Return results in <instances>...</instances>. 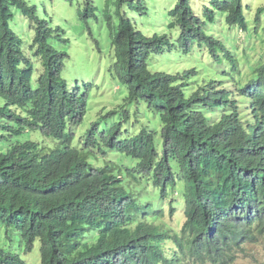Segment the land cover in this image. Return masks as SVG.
Instances as JSON below:
<instances>
[{"label": "trees", "instance_id": "1", "mask_svg": "<svg viewBox=\"0 0 264 264\" xmlns=\"http://www.w3.org/2000/svg\"><path fill=\"white\" fill-rule=\"evenodd\" d=\"M109 1L105 11L101 12L92 0H85L81 17L98 19L99 13L104 14L113 37L115 60L111 66L116 77L127 87L128 102L145 101L162 121L161 147L154 135L144 132L136 136L134 142L148 149L150 156L155 155V150L162 149L159 156L162 161L155 167H146L145 159L139 162L146 169H115L116 175L122 174L123 179L117 182L119 194L114 203L99 218L82 222L84 228L78 225L73 236L67 234L66 240L59 242L66 247L57 250L51 246L49 255L55 257L58 253L57 264H118L113 250L95 249L102 241H114L110 237L121 225L130 223L135 226L123 238L128 239L134 233L137 238L133 244L140 250L123 264H233L236 257L230 254L231 245L238 244L239 240L264 245V201L255 199L252 184L254 182L264 192V173L261 171L264 166V61L254 67L256 76L238 87L240 99L225 90V102L233 107V113L225 114L220 123L211 126L195 108L201 100L206 107L212 106L208 99L212 81L201 88L206 90L203 97L190 96L189 82L181 83L179 74L151 71L148 60L155 49L162 52L165 44L178 49L171 56L177 61L182 57L181 51L191 54L194 47L201 50L206 47L210 52L208 58L223 64L221 54L224 53L236 71L238 59L225 43L230 41L233 45L229 33L237 26L246 28L244 0H212V7L204 5V10L198 12L193 0H177L176 6L169 11L170 27H179L181 31L177 46L169 40L164 41V36L148 37L138 30L136 21L125 10L129 0L117 1L119 24L116 26ZM129 3L134 11H145L147 7L145 0ZM53 6L54 2L47 0H0V68L13 77V84L20 94L47 93L45 109L23 103L32 121L50 122L51 115H57L59 122L66 126L69 118H74L77 106L74 98L80 95L79 86L74 92L62 72L67 53L56 49L51 42L63 40V28L55 23ZM257 33L260 34L258 29ZM261 41L264 42V37ZM195 73H198L197 69ZM192 75L190 70L184 78ZM215 75L213 79L224 82L234 78L229 71L222 77ZM247 102L250 107L246 106ZM239 107L245 111L239 113ZM246 114L250 119L247 124ZM254 116L259 119L258 123ZM118 127L114 132L121 131H117ZM244 131L250 132L252 137L236 139L239 133L244 138ZM237 151L243 156L237 158ZM4 158L10 163L15 160L8 155ZM171 158L175 159L173 163ZM229 158L231 169L252 171L253 181L243 180L239 174L230 177L225 171ZM0 169H4L1 162ZM180 173L186 174L191 181L187 183L185 193L173 196L184 195L186 198L187 219L180 229L173 231L168 222L155 225L150 219L163 214L155 206V198H163L165 192L161 190L165 183ZM244 205L252 208L246 211L238 208ZM238 210L240 212H236ZM228 215L244 217L228 220ZM142 232L155 242L156 249L152 248V241L146 245L147 239L143 238ZM83 255L91 257L82 260Z\"/></svg>", "mask_w": 264, "mask_h": 264}, {"label": "clouds", "instance_id": "2", "mask_svg": "<svg viewBox=\"0 0 264 264\" xmlns=\"http://www.w3.org/2000/svg\"><path fill=\"white\" fill-rule=\"evenodd\" d=\"M263 10L264 7H259L256 11L255 18L258 22L261 19ZM244 21L246 22V28L237 26L235 28L237 31L245 32L248 30L245 13ZM173 28L180 30L179 27ZM259 33L261 32L259 31ZM161 36H164V41L173 42V39L169 37L167 39L165 34ZM262 38L256 30L255 35L249 38V46L250 44L262 42ZM236 41L233 42L235 46ZM51 42L56 49L65 51L56 47L54 40ZM165 45L174 50V53L178 50L174 49V46L171 48L168 44ZM112 47V60L114 63L113 44ZM162 50L164 51L165 47ZM65 52L68 58V52ZM153 53L159 52L155 49ZM181 53L183 55L185 52L181 51ZM234 57L240 59L237 55ZM67 58L65 59L64 68ZM261 58V62L264 61V56ZM231 65L230 63L229 66ZM192 74L199 75L200 72L198 70V73H195V70H192ZM179 75L181 83L186 81L190 83L189 89L186 88L190 96L203 97L206 90L201 88L212 81L209 85L210 94H208L212 106L210 108L206 107L202 103L203 100H201L195 108V111H201L212 126L220 123L225 114L231 115L233 113V107L225 102V90L228 89L229 93H233L235 98L240 99L241 91L238 90V87L246 85L254 78L256 70L250 75L247 82H240L234 74V78L226 82L213 78L209 79V75H207L203 80H208L205 85L201 80H198L197 83L192 80L184 81V75L183 78H181V74ZM214 76L216 75L214 74ZM65 79L68 81L70 88L74 89V92L76 86H79L78 94L80 97L74 98L77 105L74 118H69L66 126L59 122L57 115H51L52 121L50 122H34L23 103H33L38 105L39 108L45 109L47 93L34 92L32 96L25 93L20 94L18 88L13 84V77L11 75L7 76L0 68V156H2L0 162L4 168L0 169V264H57L58 253L55 257L49 255V248L55 246V249L58 250V248L63 249L66 247L59 245V242H64L67 234H69V237L73 236L78 225L84 228L82 222L99 218L114 203L119 194L117 182L123 179L122 174L116 175L115 169H124L125 167L146 169L148 166L155 167L157 162L162 161L159 157L163 153L162 149L155 150V155L150 156L148 149L134 142L136 136L142 132L154 136L156 134L148 124L141 123L140 108L150 110L145 101H134L133 103L139 105V107H136V110L134 108L126 110L124 106L129 101L127 95V101L122 106H116L122 110L116 109L109 113L108 110L106 112L99 111L97 114L91 113L90 120L85 121L89 111V89L83 92L80 84H73L69 79ZM217 81H223L222 84L225 87L216 88ZM194 85L198 88L193 91L191 87ZM246 106L250 107V103L247 102ZM106 107V105L103 106V108ZM244 111L245 108L239 107V113ZM152 113L157 115V113ZM116 114H118L117 120H113L111 124H104L103 119L115 117ZM210 114L215 116L211 117ZM128 119V122L132 121L130 127L123 128V123ZM254 119L257 123L259 122L257 116H254ZM244 120H246V124L249 122L248 114H246ZM134 121L140 123V126L135 125ZM116 126H119L117 131L121 129L118 133L114 132ZM251 137L250 132L244 131V138L239 133L236 139H250ZM230 144L232 142L228 144V150L231 149ZM137 148H139L138 151ZM237 153V158L243 156L240 151H237ZM225 154L230 157L227 152H223V155ZM5 155L13 157L14 162L10 163L8 158H4ZM144 159L146 160V167L142 168L139 162ZM170 160L171 163L175 161L174 158ZM226 162L225 171L229 172L230 177L233 174H239L243 180L253 181L252 171L231 169L229 166L231 163L230 158L226 159ZM261 171L264 173V166L261 167ZM190 181L191 179L186 174L180 173L165 183V187L161 190L165 192L164 197L155 198V206L161 209L163 214H160L157 218L152 217L151 222L155 225L168 222L170 230L173 231L181 228L178 227V221L182 214L185 221L187 219L185 214L186 198L184 195L174 197L173 194L183 191L185 193L188 190L187 183ZM252 184L254 185L255 199L264 201V192L254 182ZM238 208H244L246 211L252 207L244 205L238 206ZM235 217L242 218L244 216L228 215V220ZM173 223H176V226ZM134 226L130 223L121 225L119 230L110 237L114 241H102L97 244L95 250H113L116 262L123 264L129 256L140 250L137 245L133 244V241L137 238L134 233L128 239L123 238V235ZM143 238L147 239L146 245L152 241V248H157L155 242L144 233ZM237 243L231 245L230 250L231 256L236 257L233 264L242 254L247 252L248 246L253 245V243H247L243 240H239ZM89 257L91 255H83L82 260Z\"/></svg>", "mask_w": 264, "mask_h": 264}, {"label": "rangeland", "instance_id": "3", "mask_svg": "<svg viewBox=\"0 0 264 264\" xmlns=\"http://www.w3.org/2000/svg\"><path fill=\"white\" fill-rule=\"evenodd\" d=\"M27 1L30 2V0ZM47 1L49 3L54 2L55 23L63 28V41L54 40L56 47L68 52L63 75L73 84H80L81 91L84 92L89 89V111L85 121L90 120L91 113L97 114L99 111L106 112L107 110L109 113L116 109L122 110L116 106H122L127 101L128 91L127 87L116 77L111 66L113 63V38L104 14L99 13L98 19L95 17L82 18L81 12L86 7L85 0H75L73 2L68 0ZM117 1H109L113 22L116 26L119 24V16L116 15ZM132 1H128L125 10L127 15L136 21L138 30H141L148 37L165 34L167 39L168 37L172 38L173 43L176 46L178 45L181 32L169 26L172 20L169 11L176 6L177 0H145L147 6L145 11L141 9L132 10L129 5V2ZM134 1L138 4L140 0ZM93 2L101 12L105 11L107 0H93ZM211 2L212 0H193V5L198 12V10H204V5L212 7ZM243 3L244 13L248 21V30L245 32L233 30L229 33L232 35L230 36L232 42L235 43V40H237L236 46L235 44L231 46L232 44H229L231 43L230 41L225 43L228 49H232L234 56L240 57L237 61L238 70L234 71L229 66L230 61L227 60V55L224 53L221 54V59L224 63L220 64L215 58H208L210 52L203 47H201L203 50L194 47L191 54L183 53L181 59L177 61L175 58H171L174 50L169 49L167 45L164 46L165 50L163 52L151 54L148 61L149 69L154 72H171L174 75L179 73L182 75L181 78H183L186 71L198 69L199 75H192L184 81L192 80L197 83L198 80H201L204 85L208 82V80L203 81L207 75H209V79H212L215 73H217V76L222 77L225 71L233 73L240 82H247L250 75L254 72V67L262 60L261 57L264 56V42H257L249 46V38L255 35L257 29L261 32V37H264V10L259 22L255 18L257 9L264 7V0H244ZM218 35L222 34L219 33ZM224 40L222 38L223 42ZM196 43L198 44V41ZM158 45L160 44L158 43ZM246 54L248 55L246 56ZM228 79H230L229 76ZM217 87L224 88L225 85L217 81ZM191 88L194 91L198 86L194 85ZM104 105L107 107L103 108ZM136 107H139V105L128 101L124 106L126 110L131 108L136 110ZM124 112L127 114L125 110ZM140 112L142 116L141 123L148 124L156 132L155 138L159 147H161L163 139L161 137L162 121L160 115H155L150 110L142 108H140ZM210 116L214 117L215 115L210 114ZM117 117L118 114L115 117L103 119L104 124H111L113 120H117ZM125 121L123 128H129L132 121L128 122L129 119ZM134 123L138 127L140 126V123L136 121ZM184 221L185 217L182 214L178 221L179 228ZM173 224L176 226V223ZM235 264H264V245L255 243L248 246L247 252L242 254Z\"/></svg>", "mask_w": 264, "mask_h": 264}]
</instances>
